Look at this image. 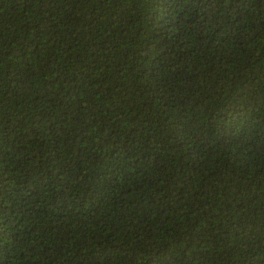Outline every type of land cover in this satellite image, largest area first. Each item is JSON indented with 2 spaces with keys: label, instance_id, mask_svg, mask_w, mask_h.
Returning a JSON list of instances; mask_svg holds the SVG:
<instances>
[{
  "label": "trees",
  "instance_id": "1",
  "mask_svg": "<svg viewBox=\"0 0 264 264\" xmlns=\"http://www.w3.org/2000/svg\"><path fill=\"white\" fill-rule=\"evenodd\" d=\"M0 264H264V0H0Z\"/></svg>",
  "mask_w": 264,
  "mask_h": 264
}]
</instances>
